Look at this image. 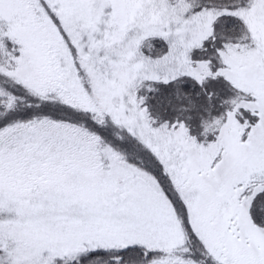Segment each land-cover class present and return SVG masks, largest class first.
Returning a JSON list of instances; mask_svg holds the SVG:
<instances>
[{"label": "snow or ice", "instance_id": "snow-or-ice-1", "mask_svg": "<svg viewBox=\"0 0 264 264\" xmlns=\"http://www.w3.org/2000/svg\"><path fill=\"white\" fill-rule=\"evenodd\" d=\"M0 264H264V0H0Z\"/></svg>", "mask_w": 264, "mask_h": 264}]
</instances>
